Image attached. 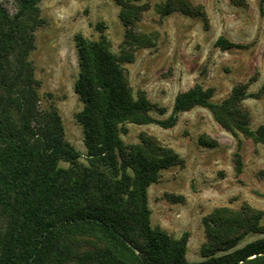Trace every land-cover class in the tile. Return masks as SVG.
Returning <instances> with one entry per match:
<instances>
[{
	"label": "trees",
	"instance_id": "1",
	"mask_svg": "<svg viewBox=\"0 0 264 264\" xmlns=\"http://www.w3.org/2000/svg\"><path fill=\"white\" fill-rule=\"evenodd\" d=\"M2 1L12 3L16 13ZM42 1L0 0V264H264V237L240 247L249 236H264V214L249 205L220 207L206 216L203 260L190 262V234L177 239L154 228L149 206V188L164 171L184 167L185 160L149 134L136 144L122 138L127 124L168 130L181 114L204 108L238 139L234 165L240 176L239 137L264 144V124L252 130L244 102L264 99V86L249 94L248 86L239 84L216 103L214 89L197 84L176 96L169 118L156 119L155 113L164 116L167 110L153 105L145 92H134L126 67L138 51L156 46L155 35L137 31L149 6L116 0L126 29L118 54L104 34L98 41L75 37L80 68L75 91L84 105L76 119L84 155L66 140L59 110L42 107L31 60L36 31L46 24ZM259 4L264 11V0ZM202 10L186 0H166L160 7L163 16L181 12L201 17L208 27ZM216 46L240 47L223 37ZM200 142L207 148L217 144L207 136ZM260 175L264 178V171Z\"/></svg>",
	"mask_w": 264,
	"mask_h": 264
},
{
	"label": "rangeland",
	"instance_id": "2",
	"mask_svg": "<svg viewBox=\"0 0 264 264\" xmlns=\"http://www.w3.org/2000/svg\"><path fill=\"white\" fill-rule=\"evenodd\" d=\"M147 5L137 31L157 37L156 46L142 49L136 61L127 65L134 92H145L150 102L171 116L176 96L195 85L214 89V102L227 99L235 86L245 84L249 94L264 86V11L259 0H186L202 8L208 27L201 17L175 12L163 16L160 7L166 0H129ZM14 14L12 3L2 1ZM46 24L36 31V49L31 55L36 77L41 82L42 107H56L64 122L66 140L84 155L83 128L76 116L84 105L75 91L80 68L75 43L77 35L91 40L107 36L115 54L120 52L126 29L120 18L116 0H43L40 4ZM101 26V30L98 27ZM240 46L228 51L216 46L219 38ZM244 106L251 113V128L257 131L264 124V99H248ZM126 144L139 142L146 133L173 148L184 167L164 171L160 181L149 188L152 225L174 238L189 233L187 258L203 260L201 250L206 242L203 219L215 209L239 210L249 205L264 214V144L240 136L243 173L236 174L234 159L238 139L224 130L204 108H195L180 115L172 129L157 124L125 126ZM207 136L217 144L204 147L200 138ZM82 162H86L82 158ZM63 167H68L63 164ZM182 198L181 202L174 199ZM263 235L249 236L240 247Z\"/></svg>",
	"mask_w": 264,
	"mask_h": 264
}]
</instances>
